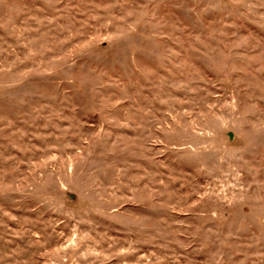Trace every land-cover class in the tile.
<instances>
[{"label":"rangeland","instance_id":"374dc122","mask_svg":"<svg viewBox=\"0 0 264 264\" xmlns=\"http://www.w3.org/2000/svg\"><path fill=\"white\" fill-rule=\"evenodd\" d=\"M0 264H264V0H0Z\"/></svg>","mask_w":264,"mask_h":264}]
</instances>
